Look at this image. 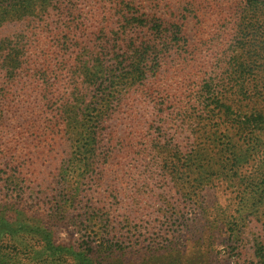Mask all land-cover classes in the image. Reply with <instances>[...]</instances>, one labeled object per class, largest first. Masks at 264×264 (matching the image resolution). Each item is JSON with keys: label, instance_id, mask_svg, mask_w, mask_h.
I'll return each instance as SVG.
<instances>
[{"label": "trees", "instance_id": "obj_1", "mask_svg": "<svg viewBox=\"0 0 264 264\" xmlns=\"http://www.w3.org/2000/svg\"><path fill=\"white\" fill-rule=\"evenodd\" d=\"M99 2L109 5L108 13L93 17L94 21L87 25L89 19L76 12L72 0H0V27L6 21L35 16L37 3L55 10L32 22L36 24L35 30L40 29V33L34 34L35 43L48 40L44 50L33 47L32 51L28 36H20L14 42V36L0 37V69L6 92L18 77L30 75L43 101L42 108L24 117L27 137L36 140L45 135L51 140L59 127H74L78 145L81 144L77 148L80 159L69 167L76 165L80 175L90 174L95 166L99 168L97 160L101 157L106 160L113 153L145 150L138 141L144 139L143 129H137L135 117L130 115L134 101L147 103L154 110L157 123L151 121L146 130L156 133H161L159 119L163 115L170 121L176 116L188 120L195 115L206 122L203 127L212 124L219 135L217 141H221L219 151L233 157L230 170L234 171L243 159L251 160L244 174L234 171L238 175V209L244 212L246 208L263 205L264 86L248 81L252 69L246 74L244 60L248 59L249 64L264 57L263 39L260 40L263 28L253 25L264 24V12H260L262 17L254 16L252 22L245 23L247 15L237 17L238 25L229 43L231 53L211 56L214 45H210V40L221 38L225 32L218 28L205 33L198 27H202L204 14L190 12L186 7H202L217 0H201L199 5L196 0H184L186 13L169 14L147 11L146 2H153L149 0ZM257 2L264 7V0ZM255 3L256 0L248 3L250 9ZM220 20L224 22L219 17L216 23ZM43 31L45 37L41 36ZM24 58L36 61L28 74ZM61 69L68 74L69 91L58 89ZM124 107L128 113L127 131L118 135L107 124L110 118L120 116L119 109ZM4 114L0 110V120ZM236 137L245 140L242 152L233 143ZM75 189L76 193L80 191L79 186ZM5 198H0V264H114L109 258L111 253L102 257L97 250L103 247L107 252L111 246L100 243L94 248L90 240L83 238L76 244L58 241V222L51 213ZM56 198L55 205L61 202L59 205L65 211L75 208V197ZM253 247L256 263L264 264V235Z\"/></svg>", "mask_w": 264, "mask_h": 264}, {"label": "rangeland", "instance_id": "obj_2", "mask_svg": "<svg viewBox=\"0 0 264 264\" xmlns=\"http://www.w3.org/2000/svg\"><path fill=\"white\" fill-rule=\"evenodd\" d=\"M149 1L153 2H146L147 11L186 13L184 0ZM200 1L196 0V4ZM257 1L251 9L248 3L252 0H217L202 7H186L190 12L196 10L204 14L202 27H198L205 33L218 31V28L225 32L221 38L210 40V45H214L211 56L224 51L227 55L231 53L229 43L238 25L237 17L247 15L245 23L262 17L260 12H264V7ZM39 4L35 5V16L4 22L0 37L14 36V42L20 36H28L31 50L46 49L47 39H41L39 45L35 43L34 34L40 33V29L35 30L36 24L32 22L55 10L50 5L39 7ZM72 4L78 14L89 19L87 25L94 21L93 17L106 15L109 8L99 0H72ZM219 17L224 22L216 23ZM253 25L263 28L260 40L263 39L264 44V24L255 22ZM196 28L194 25L193 31ZM41 36L45 37L46 33L41 32ZM262 56L249 64L242 56L246 74L252 69L251 76L247 75L248 81H256L261 88L264 86ZM24 60L28 74L36 61ZM67 75L66 70L61 69L58 89L62 92L69 91ZM18 78L7 93L0 69V110L5 112L0 120V198L7 196L6 200L19 202L26 208L51 213L58 222L55 228L58 241L76 244L83 238L90 240L94 248L100 243L111 246L107 252L103 247L97 250L102 257L111 253L109 258L114 264L175 261L180 264H257L253 246L264 235V204L241 212L236 198L238 175L248 170L251 160L243 159L234 167L238 175L234 174L229 169L233 157L224 150L219 151L221 141H217L219 135L212 124L203 127L206 122L195 115L188 120L176 116L173 121L163 115V119H159L161 133H156L146 130L151 121L157 120L154 110L147 103L134 101L130 115L135 117L137 129H143L144 139L138 141L144 144L145 150L113 153L106 160L101 157L97 160L98 169L95 166L90 174L80 175L81 170L76 165L69 167L80 159L77 148L81 144L78 145L74 127H59L51 140L45 135L36 140H32L33 136L27 137L24 117L42 108L43 101L39 99L33 77ZM119 112L120 116L110 118L107 125L121 135L127 131L128 113L125 107ZM243 141L238 137L233 139L241 152L246 148ZM99 171L102 174L97 176ZM76 186L80 188L77 193ZM56 197L61 200L75 197V208L65 211L59 205L61 202L55 205Z\"/></svg>", "mask_w": 264, "mask_h": 264}]
</instances>
